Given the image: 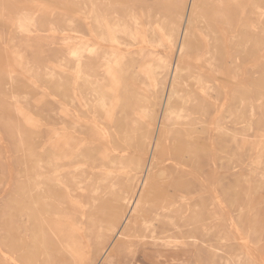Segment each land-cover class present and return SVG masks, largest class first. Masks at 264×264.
<instances>
[{
  "label": "rangeland",
  "instance_id": "obj_1",
  "mask_svg": "<svg viewBox=\"0 0 264 264\" xmlns=\"http://www.w3.org/2000/svg\"><path fill=\"white\" fill-rule=\"evenodd\" d=\"M188 1L0 0V264H109L114 187L151 162L172 88L166 143L193 174L172 206L156 180V232H126L113 264H264V0H196L172 82Z\"/></svg>",
  "mask_w": 264,
  "mask_h": 264
},
{
  "label": "bare ground",
  "instance_id": "obj_2",
  "mask_svg": "<svg viewBox=\"0 0 264 264\" xmlns=\"http://www.w3.org/2000/svg\"><path fill=\"white\" fill-rule=\"evenodd\" d=\"M197 5L198 4L196 0L188 1L186 12L184 15L185 26L181 30L178 38L175 58L176 61L170 68V79L172 80V82L175 81L174 78H176V76L178 75L182 63L187 59L186 45L189 38L186 39V37L191 36L192 34L190 33V30L186 29V24L189 26L193 24V9H197ZM235 39V34L228 38H224L225 41L230 40L229 42L231 43L235 42ZM201 64H204V62H202L201 60L198 61L195 64V69L198 68L200 73V76L196 79V83L199 86V91L202 96V102L205 103L206 101H208V98L212 97L213 106L217 108V106L220 104L219 76L215 72L210 73L207 71L208 75L212 79V83L210 81H207L204 78L202 72L206 68V66L205 64ZM211 91H214V94L212 96ZM175 96V90L174 88H172L171 93L168 92V100H165V103L163 102V113H161V115L159 116L157 124L154 128V134L148 142V150L149 152L151 151V162L147 166L145 165L144 169L141 166L140 159L137 161L130 159V166L128 167H124L121 164L123 171L120 178L121 180L120 183L117 184L116 187H114L118 194V196H116V202L120 201V204L118 202L117 209H113L116 206L115 203L113 207L112 205H109L110 209L105 211L106 215H109L111 214L112 209L116 210V213L114 215L109 216H112V222L111 226H109L106 230V234L108 235L112 230L113 236L109 244L102 250V253L100 255V260L103 259L109 264H113V248L117 246L120 238L126 236V232L130 230L134 231L135 228L148 230L150 227H153V229L151 230L152 233L156 232L154 223L152 221H146V216L148 214L146 206L150 200L152 189L156 186V180H158L159 178H164L167 187L172 186V195H170L169 198L167 197V199L162 202L165 204V206H172L174 197H178L176 192H183L180 191L183 190L182 188H184V181H182V178H189L193 174L192 167H190L183 159L188 155H181V157H179L178 159H173L172 149L170 148L169 144L166 143V141H168L166 133L170 131L169 127L171 126V120L169 117L172 114L170 110V101L171 98H174ZM199 106L201 105L199 104ZM173 117L176 118L178 116L176 113H174ZM161 180L159 181L163 182V180ZM199 182L201 184L203 183L202 177ZM168 213L171 214V219H168L170 221L173 218L171 207L168 208ZM157 218L158 219H155V222L157 224H160V217ZM182 218L186 219V216H183Z\"/></svg>",
  "mask_w": 264,
  "mask_h": 264
}]
</instances>
